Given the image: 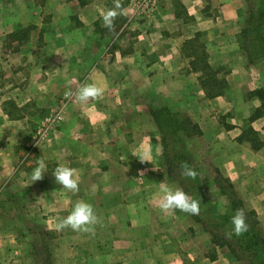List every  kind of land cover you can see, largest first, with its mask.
Instances as JSON below:
<instances>
[{
    "label": "crops",
    "instance_id": "obj_1",
    "mask_svg": "<svg viewBox=\"0 0 264 264\" xmlns=\"http://www.w3.org/2000/svg\"><path fill=\"white\" fill-rule=\"evenodd\" d=\"M89 1L80 5L97 2ZM114 2L105 0L100 9H112ZM174 2L163 0L154 19L162 31H147L146 46L124 49L101 46L115 34L100 25L55 29L53 11L52 26L43 31L45 9L37 0H0V264H241L212 243L215 229L203 218L160 209L162 187L187 189L162 159L154 118L161 107L200 132L186 143L187 165L199 169L195 183L209 168L216 188L231 186L246 215L256 214L264 237V113L258 114L262 103L252 96L264 88V63H252L238 43L259 5L180 0L189 21L203 25L188 32L172 14ZM101 10L84 22L100 23ZM29 28L43 35L39 48L28 47ZM198 31L213 36L206 52L216 73L205 78L183 49ZM89 83L103 95L81 104L76 92ZM66 98L51 140L23 158L40 120ZM141 151L150 162L139 160ZM38 158L46 172L33 183ZM58 166L75 169L78 192L56 184L52 171ZM218 197L228 198L222 192ZM78 201L92 205L98 222L88 232L58 230Z\"/></svg>",
    "mask_w": 264,
    "mask_h": 264
},
{
    "label": "rangeland",
    "instance_id": "obj_2",
    "mask_svg": "<svg viewBox=\"0 0 264 264\" xmlns=\"http://www.w3.org/2000/svg\"><path fill=\"white\" fill-rule=\"evenodd\" d=\"M84 0H37L38 3L44 4L45 9V15H44V26L42 28L43 31L46 30V27L52 26V11L58 15V21L59 23H56V28H59V30H70V29H81L84 31L85 29L93 30L95 29L96 25H100V29L103 28L106 29V27L103 26V21H99L98 24H93L91 22H84L83 18H85L86 15L89 14H95L98 10L104 11L107 5H104L100 9L102 5L104 4L105 0H97L95 5H93L92 0H86L89 2H92L90 7H83L80 5L83 3ZM175 2L172 3V14L175 16H179L184 20L186 27L185 29L191 32L193 31V27H201L203 25L201 24H195L192 21H189V19L193 18L192 16H189L187 13L186 7L180 2V0H174ZM247 3H257L259 7L261 5H264V0H245ZM121 6H123V9L125 10V16L126 19L124 22H114V29L115 30H109L107 28V31H112V33L115 34V37L107 39L103 38L100 41L101 46H108L109 48H112L114 46L122 47L124 49H129L132 46H146V39L145 34L147 31H162L163 27H159L160 25H155L154 19L159 14L161 7H163V0H119ZM106 4V3H105ZM98 8L96 9V7ZM95 7V8H94ZM96 9V12H95ZM259 10V8H258ZM213 13L214 11L217 13L219 10L212 9ZM47 12V13H46ZM205 12L209 13V9ZM100 15V14H99ZM207 28L209 27V24L206 25ZM184 29V30H185ZM26 30V29H25ZM185 30V32H187ZM122 32V35L119 37V32ZM189 32V31H188ZM187 32V33H188ZM24 36L27 37L25 41H28V47L29 48H39L43 43V35H39L38 32L33 35V29L29 28L27 31H24ZM33 36V37H32ZM32 37V38H31ZM42 37V38H41ZM212 38V34L208 32L198 31L196 32L195 36L193 38L186 39L183 44L184 49V55L189 61L191 68L195 71L197 70H203L205 69V62L208 63L209 66V55L206 52V43L208 39ZM11 43H16L14 39L10 40ZM239 45H242L244 42L242 38H239L238 40ZM111 46V47H110ZM205 54L208 58L204 60ZM215 70V69H213ZM213 70H211L209 73H216ZM199 72V71H198ZM264 83V82H263ZM264 87V86H263ZM259 90H264V88L260 87ZM68 98V97H67ZM66 100H61L58 104H54L51 108L48 109L47 115L40 120L39 124L37 125L34 133L29 138L25 156L23 158H29L31 157L35 152L38 151L41 146L48 143L51 140V133L56 129L57 124L61 121L62 115L66 110V107L68 105ZM69 100V98H68ZM54 123H51V122ZM162 146H163V137L160 133ZM169 143L171 144L172 141L170 138H167ZM173 147V145H171ZM168 149L167 152L164 151L163 146V152H162V159L165 160V164L168 167V171H171V175L174 179H179L182 177L183 183H186L187 187V194L190 193V196L200 201V213L198 214V217L203 218V221H205L206 226L207 223L211 226L214 225H220V229L213 231L212 235V243H230L234 245L233 242H235L233 239L226 236L227 231H231V221L228 219L227 221H223L224 216L228 213V207L230 205L229 199H225L224 201L221 199V197H218V195L221 193V190L219 188H216L212 173L209 168L205 167L202 169V181L200 184L195 183V178H190L187 176H183L181 174L182 169L181 166L183 165V159L181 157L178 158V161L175 160L174 156V150L172 147ZM181 148V146H179ZM172 152V155L166 156V153ZM22 158V160H23ZM170 163V165H169ZM180 163V165H179ZM179 165V167H177ZM177 167V168H176ZM194 171L199 170L197 167L193 169ZM187 179V180H186ZM194 180V182L192 181ZM198 188H197V187ZM223 189L227 190V185L222 186ZM220 191V193H219ZM196 192V193H195ZM201 199L203 202H201ZM227 210V211H226ZM230 210V209H229ZM218 211L220 212L218 214ZM222 216V218L219 217ZM229 218V216L227 217ZM232 236H235L233 234ZM231 236V237H232ZM237 236V235H236ZM241 237V235H240ZM215 241V242H214ZM214 246V245H213ZM216 247V246H214ZM221 250H223L224 253L230 254L227 247H221ZM232 259L236 260L235 257ZM241 264H249L248 260H245V262H239Z\"/></svg>",
    "mask_w": 264,
    "mask_h": 264
},
{
    "label": "trees",
    "instance_id": "obj_3",
    "mask_svg": "<svg viewBox=\"0 0 264 264\" xmlns=\"http://www.w3.org/2000/svg\"><path fill=\"white\" fill-rule=\"evenodd\" d=\"M250 19L248 26L244 28L241 35L244 42L242 46L245 47L252 63H264V5H261L257 12H253ZM203 55L204 60H206L208 57L205 54ZM209 68L208 63L205 62V69L199 70V72L202 73V77H207L206 74L211 71ZM252 96L260 99L262 103V108L258 110V114L261 115L264 113V90H258L253 93ZM154 118L163 137L164 151L167 152L170 146L173 145V147H171L175 153V160L178 161V158L181 157L183 159V165L189 164L187 159V154L189 153L186 149V143L193 135L200 134L198 128L191 124L188 119L172 113L166 107H161L154 111ZM167 138H170L172 141L171 144ZM179 146H181V148H179ZM172 154V152H168L166 156ZM179 165L177 167H179ZM220 189L223 195L227 196L229 201H231L229 205L230 210L224 216L223 221H227L228 219L231 221V217L235 214L236 210L241 209V203L235 198L231 186L229 187L228 185L227 190L223 189L222 186ZM187 191L188 190L185 189V192ZM228 216L229 218H227ZM220 218H222V216L219 217V220ZM246 223L248 225V230L243 233L241 237L236 235L231 237V239L235 241L233 242L234 245L230 243L223 244L224 242L213 244H216L219 248L226 246L231 256L235 257L239 262L252 259L253 262L251 260L249 264H264V237L259 230V221L256 214L253 212L247 214ZM219 226L220 225H214L212 227L218 230L220 229Z\"/></svg>",
    "mask_w": 264,
    "mask_h": 264
},
{
    "label": "clouds",
    "instance_id": "obj_4",
    "mask_svg": "<svg viewBox=\"0 0 264 264\" xmlns=\"http://www.w3.org/2000/svg\"><path fill=\"white\" fill-rule=\"evenodd\" d=\"M119 10V11H117ZM125 10L122 9L119 0H115L114 7L107 11H101L100 17L103 21V26L109 30L114 29V21L117 16L125 15ZM70 95V94H69ZM103 95V89L97 87L95 83H89L81 86L75 95V100L81 104L87 103L89 100H96ZM141 162H150L148 153L141 151L139 153ZM37 166L34 168L31 174V180L33 183L43 179L46 172V163L42 158H38L36 161ZM183 176L195 178L196 172L187 167V165L181 166ZM56 184L61 186V190H67L69 192H78L79 185L76 178L75 169L67 166H58L52 171ZM163 196L160 200L159 207L162 211L168 212L169 210H179L181 212L198 215L200 213V201L193 199L189 194L182 190H172L168 187H162ZM98 222V217L90 203L85 201L76 202L70 214L62 219L57 225L58 230L70 228L73 231L88 232L91 230V226ZM231 231L226 232V236L231 238L233 234L240 236L248 230L246 223V213L244 209L236 210L235 214L231 217Z\"/></svg>",
    "mask_w": 264,
    "mask_h": 264
},
{
    "label": "built area",
    "instance_id": "obj_5",
    "mask_svg": "<svg viewBox=\"0 0 264 264\" xmlns=\"http://www.w3.org/2000/svg\"><path fill=\"white\" fill-rule=\"evenodd\" d=\"M51 123H54L53 121Z\"/></svg>",
    "mask_w": 264,
    "mask_h": 264
}]
</instances>
